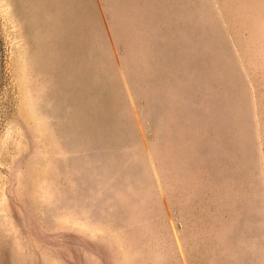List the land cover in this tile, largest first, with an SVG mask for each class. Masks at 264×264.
<instances>
[{"label":"rangeland","instance_id":"rangeland-1","mask_svg":"<svg viewBox=\"0 0 264 264\" xmlns=\"http://www.w3.org/2000/svg\"><path fill=\"white\" fill-rule=\"evenodd\" d=\"M0 264H264V0H0Z\"/></svg>","mask_w":264,"mask_h":264}]
</instances>
